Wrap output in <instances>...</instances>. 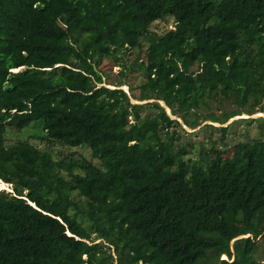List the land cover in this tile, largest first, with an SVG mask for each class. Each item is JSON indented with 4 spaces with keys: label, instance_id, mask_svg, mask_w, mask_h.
I'll use <instances>...</instances> for the list:
<instances>
[{
    "label": "trees",
    "instance_id": "16d2710c",
    "mask_svg": "<svg viewBox=\"0 0 264 264\" xmlns=\"http://www.w3.org/2000/svg\"><path fill=\"white\" fill-rule=\"evenodd\" d=\"M168 16L173 28L149 32ZM144 37L136 98L156 100L136 104L103 84L99 66ZM216 92L241 105L264 99V0H0V179L12 184L0 191V264H260L262 117L261 137L232 156L214 148L204 167L176 147V128H194L192 109ZM245 108L204 120L262 111ZM31 124L93 147L101 165L28 141L7 146V130Z\"/></svg>",
    "mask_w": 264,
    "mask_h": 264
},
{
    "label": "rangeland",
    "instance_id": "374dc122",
    "mask_svg": "<svg viewBox=\"0 0 264 264\" xmlns=\"http://www.w3.org/2000/svg\"><path fill=\"white\" fill-rule=\"evenodd\" d=\"M174 19L168 16L165 20H157L150 27L149 32H155L158 35L163 34L165 31L174 27ZM150 36V34H147ZM151 37V36H150ZM142 46L140 49L130 50L129 48H111L108 55L103 58L102 64L99 68L103 73V84L110 87H123L131 97V103H147L153 102L155 99L149 100H138L141 92V87L146 83L147 77L145 71L136 65V61H144L145 54L148 47L147 38L144 37L142 40ZM17 70V69H14ZM124 82L122 85H117ZM136 95V96H133ZM205 102V103H204ZM164 104V102H162ZM254 106V109H261L262 111H257L256 113H240L235 114L228 118L224 123L210 122L204 120V117L213 114L215 116H220L221 113H226L229 111L240 112V109H246L245 107ZM171 113L170 109L167 108ZM144 116H154L156 114V109L145 108L141 109ZM188 116L189 119H197L198 124L191 128L186 124H181L185 131L177 127V134L179 136L178 143L176 147L183 145L186 149L185 156L191 157V167H204L209 159L214 155L212 152L214 148L221 149L225 156H232L235 152L245 143L251 141L253 138L261 137L259 123L261 118L263 119L264 128V99L255 104V100L251 99L247 105H241L240 102L234 99V95L223 96L220 92H216L214 96H205L204 101H200L199 108L197 110L192 109ZM261 112L260 115H258ZM173 115V114H172ZM252 116L253 120H241V117ZM260 116V117H259ZM173 117V116H172ZM209 118H211L209 116ZM235 119V121H233ZM233 121L232 123H229ZM205 124H211V127L203 126ZM226 127L223 131L221 127ZM194 130V131H193ZM264 130V129H263ZM42 129L36 124L28 125L24 129H9L6 131V144L10 146L14 143L21 141H28L42 149L50 150L53 152L56 159L70 161H82L85 159H90L93 162L101 165V160L97 154L96 149L91 146L82 145L80 147H69L63 143L57 142L55 140H50L48 138L41 137ZM193 131V132H190ZM225 135L224 139L222 136ZM153 139H147L143 142L144 145L153 144ZM76 172H79L76 170ZM64 179L67 180L70 177L64 171H61ZM12 184H7L9 192ZM1 191V190H0ZM72 197L75 201L81 200L82 198L77 195L75 191L72 192ZM248 234L253 235V233L243 234L247 236ZM94 236V235H93ZM242 236V235H239ZM259 239L257 249L255 251V257L260 262L264 264V231L257 237ZM227 256L225 254L220 256V259H225Z\"/></svg>",
    "mask_w": 264,
    "mask_h": 264
},
{
    "label": "bare ground",
    "instance_id": "6f19581e",
    "mask_svg": "<svg viewBox=\"0 0 264 264\" xmlns=\"http://www.w3.org/2000/svg\"><path fill=\"white\" fill-rule=\"evenodd\" d=\"M161 103L163 102L162 100L160 101ZM163 104V103H162ZM164 105H165V108H166V110L168 111V109L167 108H169L168 106H166V104L164 103ZM170 109V108H169ZM169 112V111H168ZM169 114L171 115V116H173L170 112H169ZM261 114V112L258 114V115H260ZM7 184H9V183H5V182H3L1 179H0V190H2V189H5V190H8V188H6L7 187Z\"/></svg>",
    "mask_w": 264,
    "mask_h": 264
},
{
    "label": "water",
    "instance_id": "95a60500",
    "mask_svg": "<svg viewBox=\"0 0 264 264\" xmlns=\"http://www.w3.org/2000/svg\"><path fill=\"white\" fill-rule=\"evenodd\" d=\"M23 67H24V66H21V67L18 68V69H21V68H23ZM18 69H17V70H18ZM115 87H117V86H115ZM119 87H121V86H119ZM154 99H155V98H154ZM155 100H156V99H155ZM158 100H159V102L161 101V99H158ZM147 102H149V101H147ZM160 103H161V102H160ZM161 104H162V103H161ZM162 105L165 106L164 104H162ZM166 106H167V105H166ZM168 113H169V112H168ZM2 190H5V189H2ZM10 191H12V189H10L9 192H10ZM33 204H34V203H33ZM241 235L244 236L243 234H241ZM248 235H250V234H248ZM248 235H247V236H248ZM242 236H238V237H242Z\"/></svg>",
    "mask_w": 264,
    "mask_h": 264
}]
</instances>
